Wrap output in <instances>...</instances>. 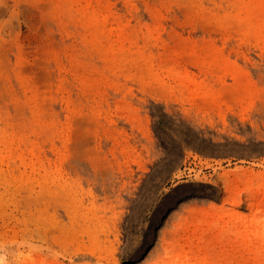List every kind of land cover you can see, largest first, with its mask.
<instances>
[{"label":"rangeland","instance_id":"obj_1","mask_svg":"<svg viewBox=\"0 0 264 264\" xmlns=\"http://www.w3.org/2000/svg\"><path fill=\"white\" fill-rule=\"evenodd\" d=\"M223 173L264 177V0H0V264H264Z\"/></svg>","mask_w":264,"mask_h":264},{"label":"bare ground","instance_id":"obj_2","mask_svg":"<svg viewBox=\"0 0 264 264\" xmlns=\"http://www.w3.org/2000/svg\"><path fill=\"white\" fill-rule=\"evenodd\" d=\"M258 6L261 2L257 1ZM227 174L223 173L219 179L223 181V193L225 197L221 199V208L228 206L229 208H236L240 204V196L247 194L254 202L246 206L249 216H238L236 212L228 215L231 219H238L243 221L244 229L248 230V234L253 236L254 241H259L264 247V177L240 176L233 180H227ZM253 182H255L253 184ZM247 184L246 188H242ZM234 194L233 197L231 196ZM264 251V248H263ZM167 253V252H166ZM154 264H210L206 257H199L191 259L185 254H176L166 256L159 262Z\"/></svg>","mask_w":264,"mask_h":264}]
</instances>
